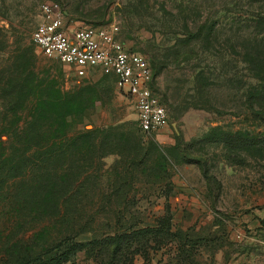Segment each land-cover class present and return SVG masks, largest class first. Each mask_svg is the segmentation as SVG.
I'll list each match as a JSON object with an SVG mask.
<instances>
[{
	"label": "rangeland",
	"instance_id": "374dc122",
	"mask_svg": "<svg viewBox=\"0 0 264 264\" xmlns=\"http://www.w3.org/2000/svg\"><path fill=\"white\" fill-rule=\"evenodd\" d=\"M44 1L53 0H0V140L11 135L16 142L19 130L42 106L40 124L50 142L57 129L63 130V142L94 131L95 158L91 163L80 160L91 164L89 183L76 187L78 211L68 215L75 241L99 238L129 223L153 224L168 213L169 205L171 223L193 229L191 235L204 242L190 264H264V147H237L240 138L241 145L264 138V106L247 100L263 81L256 56L264 54V0H55L68 10L66 26L114 23L120 41L146 56L155 76L153 89L168 113V124L146 136L138 131L133 103L117 90L114 76L95 69L77 77L32 43ZM190 36L189 43L177 41ZM17 63L26 70L21 75L22 99L9 97L1 81L2 76H15ZM56 94L65 96L58 107L38 104L35 98L42 95L48 103ZM66 110L73 112L63 124L50 116ZM129 133L132 144H155L157 161L151 158L146 166L124 169L121 153ZM105 135L111 139L103 145ZM76 143L75 148L65 145L75 159L93 152L87 151L83 138ZM107 150L113 153L96 157ZM158 156L165 158L163 164ZM118 175L129 182L121 189L129 190L121 204L119 193L112 195ZM3 190L0 263L7 258L6 243L24 253L66 231L65 225L55 227L47 218L10 213L8 199L15 190ZM45 227L44 239L34 240ZM175 253L174 243H168L145 264H170ZM73 260L95 264L83 251Z\"/></svg>",
	"mask_w": 264,
	"mask_h": 264
},
{
	"label": "trees",
	"instance_id": "16d2710c",
	"mask_svg": "<svg viewBox=\"0 0 264 264\" xmlns=\"http://www.w3.org/2000/svg\"><path fill=\"white\" fill-rule=\"evenodd\" d=\"M68 16V10L65 8ZM264 20V16L260 18ZM261 20V21H262ZM264 23V21H263ZM210 35V34H209ZM205 38L206 36L203 35ZM192 36L187 39H177V41H192ZM131 49V48H130ZM33 51V47H29ZM132 50V49H131ZM261 64L257 65L259 78H262V85L255 92H250L247 100L253 104L264 106V54L258 53L256 56ZM162 66L163 62L159 61ZM25 68L21 64L16 65L15 76L1 77V81L6 84V91L12 99H22L23 92L21 81ZM155 78L153 74V79ZM37 103L48 106L58 107L65 101V96L56 94L50 97L48 103H44L42 95L35 96ZM39 101V102H38ZM42 101V102H41ZM37 104V105H38ZM36 105V106H37ZM68 105V104H67ZM37 116L31 115V120L27 122L24 129L19 130L16 142L11 140V135L7 136L6 141L0 140V192L15 190L9 197L10 209L17 215H33L35 218H47L48 223L57 227L66 226V231L50 241L44 239V234L48 232V227L35 233L33 239H44L42 243H34L31 249L21 253L18 248L11 244H5V254L7 258L0 264H66L74 263V258L79 251H83L86 258L93 259L95 264H135L138 258H141L142 264L149 262L152 258L151 253H156L162 246L168 243H174L176 253L172 257L170 264H190L194 262V256L198 252V247L203 244V240L196 235H191L193 229L182 230L171 223V217L168 213L161 216L153 224L139 225L138 223H129L121 225L113 231L103 234L99 238H91L85 242L75 241L73 229H68L73 225L70 220L71 215L75 214V198L79 192L76 187L80 184L89 183V174L87 173L90 165H82L81 161L92 162L95 158V136L93 130L78 134L69 139L68 142L59 140L62 136V129H57L51 139L47 138V129L40 124L44 118V109L42 106ZM37 109V108H36ZM73 111H55L50 116L62 124L66 122L67 115ZM262 114L261 112H258ZM63 128V127H62ZM61 132V134H60ZM239 135V134H237ZM125 151L121 153V160L125 165L124 169L130 170L131 167L139 165L146 166L151 158L157 161V147L155 144H149L147 147L131 143L130 133L124 135ZM83 138L87 151L92 149V155L84 158H74L73 153H68L65 145L70 148L77 146V141ZM110 136L105 135L102 142H109ZM235 140V134L227 138L228 143ZM242 139L238 141L240 150H249L250 145H256V149L264 147V138L258 141H248L242 144ZM249 145V146H248ZM103 147V146H102ZM86 151V152H87ZM113 153L111 150L96 155L98 159ZM73 154V155H70ZM160 163L163 164L165 158L158 156ZM81 160V161H80ZM204 177L209 178L208 170L202 166ZM130 174V171L128 172ZM82 178V179H81ZM126 178V177H125ZM118 175L119 183L115 185L112 195L119 193V203L127 199L129 190H121L127 180ZM128 179V178H127ZM12 181L8 187L7 183ZM129 182H127L128 184ZM121 190V191H120ZM121 204V203H120ZM82 232H86L83 227ZM46 243V244H45ZM87 249V250H86ZM73 261V262H72ZM174 261V262H173Z\"/></svg>",
	"mask_w": 264,
	"mask_h": 264
},
{
	"label": "built area",
	"instance_id": "2783aa9c",
	"mask_svg": "<svg viewBox=\"0 0 264 264\" xmlns=\"http://www.w3.org/2000/svg\"><path fill=\"white\" fill-rule=\"evenodd\" d=\"M39 15L31 41L44 57L67 66L77 77L95 69L114 76L117 90L133 103L140 134L150 135L168 124L167 109L153 89L146 56L120 41L114 23L71 28L66 26L65 7L55 0L42 2Z\"/></svg>",
	"mask_w": 264,
	"mask_h": 264
}]
</instances>
